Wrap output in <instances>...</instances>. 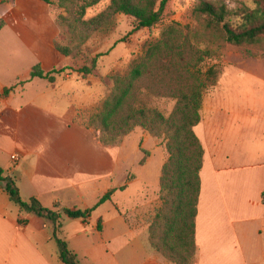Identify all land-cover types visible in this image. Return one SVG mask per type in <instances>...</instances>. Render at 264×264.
Listing matches in <instances>:
<instances>
[{"label": "crops", "instance_id": "obj_1", "mask_svg": "<svg viewBox=\"0 0 264 264\" xmlns=\"http://www.w3.org/2000/svg\"><path fill=\"white\" fill-rule=\"evenodd\" d=\"M1 2L0 94L16 87L0 97V168L16 180L25 202L35 199L56 212L94 209L86 220L61 217L53 225L21 211L0 187V264H63L54 232L78 264H173L150 244L157 213L137 226L121 213L122 199L134 184L159 188L168 159L163 145L139 127L117 145L103 144L99 130L79 121L78 114L101 106L105 91L74 73L56 75L53 83L30 77L35 65L45 73L71 66L54 48L57 13L53 17L43 0ZM28 4L44 13L46 36L29 34L34 23L28 20ZM39 48L58 60L52 48L63 57L61 65L37 56ZM22 61L12 69L11 62ZM215 86L203 93L201 122L194 128L204 156L190 264H264V112L227 109L216 101ZM134 155L142 159L129 171L124 165ZM154 157H159L155 168L148 165ZM109 193L110 199L96 206Z\"/></svg>", "mask_w": 264, "mask_h": 264}, {"label": "trees", "instance_id": "obj_2", "mask_svg": "<svg viewBox=\"0 0 264 264\" xmlns=\"http://www.w3.org/2000/svg\"><path fill=\"white\" fill-rule=\"evenodd\" d=\"M43 1L48 3L47 0ZM98 1L93 0L94 3ZM167 1L111 0L106 11L82 25L89 34L109 23L112 16L122 14L133 19L134 27L128 34L131 35L156 25ZM253 4V10H231L225 5L200 2L194 8L193 15L202 24L204 31L219 37L225 44L239 47L255 45L264 38V0H253ZM62 21L63 18L59 17L56 23L58 28ZM4 25L0 19V31ZM88 34L81 37V40L85 41ZM198 38L200 34L189 27L173 25L167 28L161 39L145 51L126 77L114 79V89L95 119L103 133L101 141L107 146L120 143L135 127L147 131L153 137H163L162 145L168 155L159 180L160 199L163 203L160 213L149 228V240L152 248L173 264H190L196 252L195 218L204 150L194 128L201 122L203 91L215 86L220 75L213 67L205 73L201 72L200 66L211 53L210 50H201L203 42ZM54 48L65 57L70 55L69 49L57 45L56 41ZM65 70L70 69H53L45 73L39 65H35L30 77L53 83L55 76ZM91 70L83 67L74 72L88 75ZM15 87L3 90L0 97L8 96ZM140 91L155 97L174 99L176 103L169 117L164 118L157 110L136 108ZM0 187L21 211L35 214L53 225L61 217L86 220L94 209H62L56 212L42 207L35 199L25 202L19 195L16 180L1 168ZM109 199L110 193L103 196L96 206ZM97 229L101 230L100 222ZM53 238L58 246L60 261L63 264H78L77 257L68 250L64 241L57 238L56 232Z\"/></svg>", "mask_w": 264, "mask_h": 264}, {"label": "rangeland", "instance_id": "obj_3", "mask_svg": "<svg viewBox=\"0 0 264 264\" xmlns=\"http://www.w3.org/2000/svg\"><path fill=\"white\" fill-rule=\"evenodd\" d=\"M47 1L48 3L43 1L44 3L41 5L46 7L49 4L53 17L57 13L55 20L58 33L56 43L70 51V55L67 56L69 59L66 62L71 65L67 67L70 70H65L59 74L60 76L74 73L85 84L91 87L98 86L102 93L105 91L108 94V99L114 89V79L126 77L133 65L143 57L145 51L161 39L167 28L179 25L198 32L200 34L198 40L203 42L201 50H210L211 55L200 66V70L205 73L208 68L213 67L216 72L220 73L214 91L216 101L231 110L235 108L236 110L250 111L256 108L260 113L264 112V38L255 45L240 47L228 45L219 37H213L209 32L204 31L202 24L193 15L194 8L200 2H208L215 6L225 5L231 10L243 8L253 10L255 9L253 0H168L156 25L150 29H141L131 35L128 34L134 27L133 19L122 14L112 16L109 23L89 34L82 25L83 22L106 11L111 0H99L96 3L93 0ZM28 10L30 11L28 20L34 23L27 28L29 34L36 37L46 36L48 22L44 13L38 10L34 4H28ZM59 17H62L63 21L60 22L58 28L56 23ZM20 33L25 34L23 31ZM87 34V39L82 41L81 37ZM44 48H39L35 54L51 61L50 65H61V61L58 60L63 57L57 55L50 48L59 59L49 58ZM5 63L8 65V62ZM23 63V61L11 62L10 65L12 69H16ZM93 63L94 67H92ZM83 67L92 69L91 73L80 75L74 72ZM75 84L79 85L80 81H74ZM210 89L211 87L205 88L203 93L205 94ZM175 103L174 99L155 97L146 91H140L136 99V108L157 110L164 118H168ZM103 104L100 106L98 103L94 111L83 109L78 114L79 121L99 130L101 139L103 133L95 119L102 111ZM158 139L162 144L163 137ZM158 158H152L148 165L155 168L159 164ZM140 159H142V155L130 157L129 162L124 165L125 169L136 170ZM138 186V184H134L130 189L129 196H124L122 199L124 209L121 213H123L126 222L132 226L149 222L153 214L157 213L158 215L162 208L159 188L156 190L140 189ZM144 204L146 206L142 210Z\"/></svg>", "mask_w": 264, "mask_h": 264}, {"label": "built area", "instance_id": "obj_4", "mask_svg": "<svg viewBox=\"0 0 264 264\" xmlns=\"http://www.w3.org/2000/svg\"><path fill=\"white\" fill-rule=\"evenodd\" d=\"M14 159V158H13Z\"/></svg>", "mask_w": 264, "mask_h": 264}]
</instances>
